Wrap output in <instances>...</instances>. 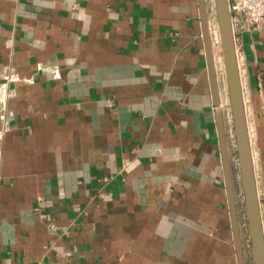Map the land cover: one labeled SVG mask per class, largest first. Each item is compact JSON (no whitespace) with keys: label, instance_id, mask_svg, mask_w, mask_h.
<instances>
[{"label":"crops","instance_id":"obj_1","mask_svg":"<svg viewBox=\"0 0 264 264\" xmlns=\"http://www.w3.org/2000/svg\"><path fill=\"white\" fill-rule=\"evenodd\" d=\"M234 35L264 230V30ZM0 86V264H238L199 0H0Z\"/></svg>","mask_w":264,"mask_h":264},{"label":"water","instance_id":"obj_2","mask_svg":"<svg viewBox=\"0 0 264 264\" xmlns=\"http://www.w3.org/2000/svg\"><path fill=\"white\" fill-rule=\"evenodd\" d=\"M215 5L222 39L225 74L227 79L229 102L231 105L240 178L244 194L248 232L251 241L252 260L253 264H264V230L262 214L255 177L252 148L249 138L243 88L239 72L230 2L229 0H215ZM199 6L207 58L209 62L211 83L215 98V106L217 108L216 114L218 119L226 188L229 197L238 264H246L240 215L238 211L237 195L233 177V165L229 155L224 113L220 107V83L212 39L209 31L207 0H199Z\"/></svg>","mask_w":264,"mask_h":264},{"label":"built area","instance_id":"obj_3","mask_svg":"<svg viewBox=\"0 0 264 264\" xmlns=\"http://www.w3.org/2000/svg\"><path fill=\"white\" fill-rule=\"evenodd\" d=\"M211 7L209 9V31L212 39L215 61L217 64V71L222 75L225 74V66L223 59L222 39L220 34V27L217 18L215 0H209ZM230 10L232 14L233 28H255L257 30H264V0H229ZM2 86H0V90ZM222 108L227 113L230 127L233 129V119L231 113V105L228 101L222 105ZM235 137V135H234ZM2 135L0 134V141ZM236 144V142H235ZM1 155V149H0ZM238 164V161H237ZM239 166V164H238Z\"/></svg>","mask_w":264,"mask_h":264},{"label":"rangeland","instance_id":"obj_4","mask_svg":"<svg viewBox=\"0 0 264 264\" xmlns=\"http://www.w3.org/2000/svg\"><path fill=\"white\" fill-rule=\"evenodd\" d=\"M223 59H224V55H223ZM224 61V60H223ZM239 173H240V171H239ZM248 234L246 235V238L245 239H248ZM250 238V237H249ZM251 242V241H250Z\"/></svg>","mask_w":264,"mask_h":264},{"label":"bare ground","instance_id":"obj_5","mask_svg":"<svg viewBox=\"0 0 264 264\" xmlns=\"http://www.w3.org/2000/svg\"><path fill=\"white\" fill-rule=\"evenodd\" d=\"M215 57H216V55H215Z\"/></svg>","mask_w":264,"mask_h":264}]
</instances>
